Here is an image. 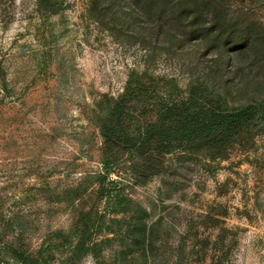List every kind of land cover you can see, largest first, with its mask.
Returning a JSON list of instances; mask_svg holds the SVG:
<instances>
[{"label":"rangeland","instance_id":"rangeland-1","mask_svg":"<svg viewBox=\"0 0 264 264\" xmlns=\"http://www.w3.org/2000/svg\"><path fill=\"white\" fill-rule=\"evenodd\" d=\"M131 71L260 102L264 0H0V264H264L261 118L213 157L175 152L145 185L93 193L97 104Z\"/></svg>","mask_w":264,"mask_h":264},{"label":"trees","instance_id":"trees-1","mask_svg":"<svg viewBox=\"0 0 264 264\" xmlns=\"http://www.w3.org/2000/svg\"><path fill=\"white\" fill-rule=\"evenodd\" d=\"M160 84L146 71H131L119 94L103 95L98 102L100 108L106 105L98 125L101 169L94 176L93 189L101 201L112 193L122 195V181L131 186L148 183L168 155L182 151L213 157L257 118L264 120V99L237 109L221 99L219 104L209 102L192 89L173 96ZM80 186L72 194L75 204L86 193Z\"/></svg>","mask_w":264,"mask_h":264}]
</instances>
